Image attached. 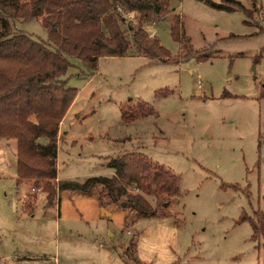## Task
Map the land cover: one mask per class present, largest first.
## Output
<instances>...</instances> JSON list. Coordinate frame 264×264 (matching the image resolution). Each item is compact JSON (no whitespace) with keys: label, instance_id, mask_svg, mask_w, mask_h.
I'll return each mask as SVG.
<instances>
[{"label":"rangeland","instance_id":"obj_1","mask_svg":"<svg viewBox=\"0 0 264 264\" xmlns=\"http://www.w3.org/2000/svg\"><path fill=\"white\" fill-rule=\"evenodd\" d=\"M234 1L245 11L171 0L188 42H176L166 21L146 25L178 62L102 58L92 72L71 60L63 79L78 90L77 103L58 131L52 188L59 180L112 179L135 162L148 178L127 194L142 195L153 208L130 207L127 197L99 185L77 194L97 198L111 219L57 223L55 205L46 206V184L17 185L15 144L0 148L7 163L0 169L4 264H125L131 242L140 264H264V238L255 240L252 227L264 213V0H255L252 18L253 0ZM127 18L138 25L140 14ZM11 26L47 40L39 20ZM129 102L158 116L125 123L121 108ZM157 172L169 183L153 182ZM24 203L32 204L31 216Z\"/></svg>","mask_w":264,"mask_h":264},{"label":"trees","instance_id":"obj_2","mask_svg":"<svg viewBox=\"0 0 264 264\" xmlns=\"http://www.w3.org/2000/svg\"><path fill=\"white\" fill-rule=\"evenodd\" d=\"M221 11H245L237 1L225 0L216 4L212 0H197ZM171 0H0V142L15 144L16 183L37 181L48 189L47 206L55 194L85 193L96 186H106L128 198L130 207L139 206L152 211L153 204L142 195H128L127 188L134 182L148 178L147 170L135 162L123 164L115 177H90L76 180H57V135L65 115L74 104L78 90L67 87L63 77L73 66L71 60H80L92 72L98 70L102 58H147L162 64L178 62L151 37L146 25L166 21L171 35L178 43L188 42L184 35L179 14L171 10ZM257 11L256 1L253 0ZM138 12V25L127 18ZM39 20L46 32V42H38L30 36L14 31L12 22ZM263 32V31H262ZM132 49L133 52H132ZM207 54L198 59L205 60ZM183 58V56H181ZM180 60V58H179ZM143 104V103H141ZM122 106L125 123L140 118L157 117L146 104ZM147 106V105H146ZM155 183H169L155 173ZM112 182V183H111ZM49 186L51 188H49ZM32 206L24 205L28 215ZM155 214L151 215V217ZM253 238H264V213L252 220ZM136 243L131 242L122 255L125 264H140L133 256Z\"/></svg>","mask_w":264,"mask_h":264},{"label":"crops","instance_id":"obj_3","mask_svg":"<svg viewBox=\"0 0 264 264\" xmlns=\"http://www.w3.org/2000/svg\"><path fill=\"white\" fill-rule=\"evenodd\" d=\"M76 103L77 101L74 102L75 105ZM59 129H60L59 132L63 131L61 123H60ZM5 147L13 148L14 143L11 141L9 142L1 141L0 148H5ZM6 164L7 163L2 164V162H0V169L2 166H5ZM14 177L16 178L15 171H14ZM25 204L27 203H24V205ZM30 205L32 206V204ZM54 205H55L54 213H56L55 218H56L57 223L63 222V223H72V224H75V223L89 224L92 221L95 222V221H98L99 219H103L101 217L102 209H101L100 202L95 197H91L88 195L84 196V195L77 194V193L65 192L61 194L59 197H57L56 199H54L51 205H48V207H52ZM46 206H47V200H46ZM31 212L33 213V208L31 209ZM118 227H122V223L118 224ZM8 258H9L8 255L0 256V264H4V262H6Z\"/></svg>","mask_w":264,"mask_h":264},{"label":"water","instance_id":"obj_4","mask_svg":"<svg viewBox=\"0 0 264 264\" xmlns=\"http://www.w3.org/2000/svg\"><path fill=\"white\" fill-rule=\"evenodd\" d=\"M101 217L103 219H111L112 215L105 209H102Z\"/></svg>","mask_w":264,"mask_h":264}]
</instances>
